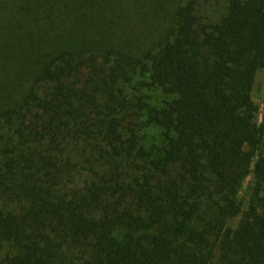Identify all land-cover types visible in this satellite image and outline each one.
Masks as SVG:
<instances>
[{"label": "trees", "instance_id": "trees-1", "mask_svg": "<svg viewBox=\"0 0 264 264\" xmlns=\"http://www.w3.org/2000/svg\"><path fill=\"white\" fill-rule=\"evenodd\" d=\"M17 3L0 264H264V0Z\"/></svg>", "mask_w": 264, "mask_h": 264}, {"label": "rangeland", "instance_id": "rangeland-1", "mask_svg": "<svg viewBox=\"0 0 264 264\" xmlns=\"http://www.w3.org/2000/svg\"><path fill=\"white\" fill-rule=\"evenodd\" d=\"M230 0H196L197 10L200 16L209 19H218L219 16L225 11ZM19 3L17 0H0V24L5 23L12 19V11L17 7ZM1 39V36H0ZM1 47V41H0ZM5 47V44H4ZM3 48H0L3 51ZM0 60V73L4 72V69L9 68L10 63H3ZM255 101L259 104L261 111H264V72H260L257 80V84L254 90ZM150 133L155 134L154 131ZM252 175L246 179L244 184V191L251 185Z\"/></svg>", "mask_w": 264, "mask_h": 264}]
</instances>
